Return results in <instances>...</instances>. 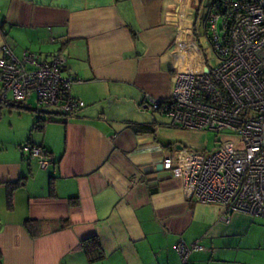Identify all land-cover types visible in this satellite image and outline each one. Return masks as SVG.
I'll return each instance as SVG.
<instances>
[{"label": "crops", "instance_id": "crops-1", "mask_svg": "<svg viewBox=\"0 0 264 264\" xmlns=\"http://www.w3.org/2000/svg\"><path fill=\"white\" fill-rule=\"evenodd\" d=\"M195 2L0 0V48L8 44L16 57L19 49V57L62 53V74L75 79L71 95L84 102L41 129L27 116L28 134L0 141V264H180V239L203 246L188 264H264V218L234 212L223 220L221 205L188 198L179 178L143 173L173 150L198 152L202 132L96 108L110 98L153 112L145 96L170 95L176 70L200 61L198 24L190 28L187 16ZM35 42L51 44L52 53L30 51ZM9 103H0V118L3 110L22 119L36 109ZM51 113L60 115H41ZM135 124L154 131L135 132ZM27 141L50 153L46 168L22 153ZM26 220L36 223V236Z\"/></svg>", "mask_w": 264, "mask_h": 264}, {"label": "built area", "instance_id": "built-area-1", "mask_svg": "<svg viewBox=\"0 0 264 264\" xmlns=\"http://www.w3.org/2000/svg\"><path fill=\"white\" fill-rule=\"evenodd\" d=\"M204 27L217 65L209 67L198 47L200 61L176 70L170 95L161 100L146 95L145 100L180 129H230L238 137L208 154L173 150L161 159L160 171L143 173L179 178L188 198L221 205L223 220L234 212L264 218V0H212ZM0 51V103L10 93L9 101L16 103L34 95L37 112L56 106L67 116L84 107L71 95L75 79L62 74V53L40 58L25 51L16 57L6 43ZM20 149L41 169L53 161L38 145L25 142ZM202 249L180 239V264H188L189 254Z\"/></svg>", "mask_w": 264, "mask_h": 264}, {"label": "rangeland", "instance_id": "rangeland-1", "mask_svg": "<svg viewBox=\"0 0 264 264\" xmlns=\"http://www.w3.org/2000/svg\"><path fill=\"white\" fill-rule=\"evenodd\" d=\"M212 0H201V3L199 6H196V2L191 4L189 7L190 12L192 14L187 15L188 20L190 21V28L195 30L194 25L191 27L192 24V17L194 14H196V21L198 22V30L197 33L193 34V39L196 40L198 47L201 51V54L205 60V63L209 67H214L217 65L218 60L211 48L210 42L208 40L207 35L204 32L203 29V22L208 14L209 10V5ZM182 38L186 39L185 35L182 34ZM30 51H42V53H50L53 50V46L48 43H38L35 42L33 45H30V47H27ZM15 54L19 57L21 54V49L15 50ZM52 53V52H51ZM50 53V54H51ZM38 54V53H37ZM41 56V54H38ZM45 54H42V56ZM8 98L10 99V93L8 94ZM110 98H105L102 99L97 105L96 108L99 109L100 111H108L109 114L112 115V117L120 118V119H141L142 117H146L150 120H159V121H170L169 117L164 116L158 112H151L146 109H137L136 111L135 108H133L131 105L127 107V105L124 107L122 102L119 101H113L112 103L110 102ZM29 108L35 109L37 108V104L35 101V96L32 95L28 97L25 102ZM46 109L49 110V112H59L60 115L58 114H53L51 113V117L49 118L50 120L58 119L60 118H65V115L61 114L60 109L57 108L56 106L49 107L43 109L46 111ZM3 114V117L0 118V141L3 142H12V143H17L18 140H20L22 137H24L26 134H28L29 130L27 131V121L26 117L27 116H32V122L35 121L37 113L35 111H23V118H19L16 116V113H14L11 117L7 115L5 110L1 113ZM44 119H47L45 115H43ZM27 137V136H26ZM238 137V134L230 129H223L219 132H216L214 130H205L202 132V134L199 136V145L200 149L199 151L208 154L212 151H214L223 141L225 140H236ZM28 139V138H26ZM26 141V140H25ZM25 143V142H24ZM23 144V143H22ZM19 144H17L18 146ZM21 145V144H20ZM33 160V159H31ZM33 164H35L34 161H31Z\"/></svg>", "mask_w": 264, "mask_h": 264}, {"label": "trees", "instance_id": "trees-1", "mask_svg": "<svg viewBox=\"0 0 264 264\" xmlns=\"http://www.w3.org/2000/svg\"><path fill=\"white\" fill-rule=\"evenodd\" d=\"M193 25H194V28H196V26H197L196 19L194 20ZM204 26H205V20L203 22V29L205 28ZM204 32H205V30H204ZM5 102H7V101H5ZM9 104H10L11 107L24 109V106L22 105L23 103H16V102L10 101ZM34 111L37 113V116H36V119H35V121L33 123L32 128L33 129H41L43 127L45 121L49 120V118L46 117L47 119H44V117H42L41 114L44 112V110H41V111H38L37 112L36 109H35ZM135 125H137L139 127L138 129H134L135 132H141V131H152L153 132L154 131L153 126L150 125V124L149 125H147V124H135ZM27 142L30 143V144H33L30 141H27ZM40 147H42V146H40ZM45 152H46L47 155L50 156V153L49 152H47L46 150H45ZM20 182L21 181H18V182H15V183H13V184L10 185V192H9V195H8V205L9 206H11V198H10L11 190L14 187H16L18 184H20ZM24 226H25L26 230L28 231V233L31 236H36L39 233V231L37 230L36 223L33 222V221L26 220L25 223H24ZM88 241H93V239L84 240L82 242L83 243V246L86 247V248H88L87 247V242ZM93 245H96V242ZM0 258H1V254H0Z\"/></svg>", "mask_w": 264, "mask_h": 264}, {"label": "water", "instance_id": "water-1", "mask_svg": "<svg viewBox=\"0 0 264 264\" xmlns=\"http://www.w3.org/2000/svg\"><path fill=\"white\" fill-rule=\"evenodd\" d=\"M201 3V0H196V6H199V4ZM195 18V14H194V16H193V19ZM156 171H160L161 170V164L160 163H158L157 165H156Z\"/></svg>", "mask_w": 264, "mask_h": 264}]
</instances>
